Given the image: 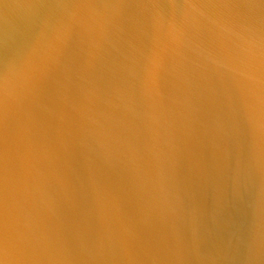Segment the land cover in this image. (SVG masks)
I'll use <instances>...</instances> for the list:
<instances>
[{
  "label": "water",
  "instance_id": "95a60500",
  "mask_svg": "<svg viewBox=\"0 0 264 264\" xmlns=\"http://www.w3.org/2000/svg\"><path fill=\"white\" fill-rule=\"evenodd\" d=\"M0 218L2 264H264V0H0Z\"/></svg>",
  "mask_w": 264,
  "mask_h": 264
},
{
  "label": "snow or ice",
  "instance_id": "6c2138e0",
  "mask_svg": "<svg viewBox=\"0 0 264 264\" xmlns=\"http://www.w3.org/2000/svg\"><path fill=\"white\" fill-rule=\"evenodd\" d=\"M0 224H2V218H0ZM17 247L20 251H23L26 247L27 241L24 239H20L16 242ZM3 251V234H2V227H0V254H2ZM0 264H2V261H0Z\"/></svg>",
  "mask_w": 264,
  "mask_h": 264
}]
</instances>
